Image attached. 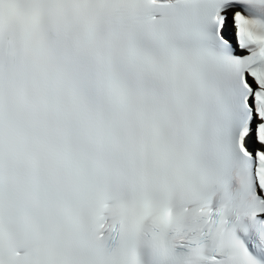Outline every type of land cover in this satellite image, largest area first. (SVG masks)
<instances>
[{
  "label": "snow or ice",
  "instance_id": "1",
  "mask_svg": "<svg viewBox=\"0 0 264 264\" xmlns=\"http://www.w3.org/2000/svg\"><path fill=\"white\" fill-rule=\"evenodd\" d=\"M0 264H264V0H0Z\"/></svg>",
  "mask_w": 264,
  "mask_h": 264
}]
</instances>
